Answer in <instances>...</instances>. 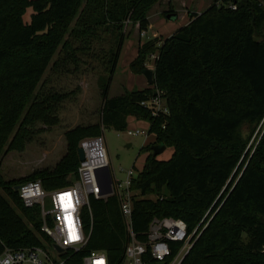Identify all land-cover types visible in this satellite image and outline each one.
Segmentation results:
<instances>
[{
  "label": "trees",
  "instance_id": "1",
  "mask_svg": "<svg viewBox=\"0 0 264 264\" xmlns=\"http://www.w3.org/2000/svg\"><path fill=\"white\" fill-rule=\"evenodd\" d=\"M158 1L0 0V154L13 134L10 148H15L21 114L58 46L70 48L64 38L75 16L73 35L82 37L98 28L112 31L114 73L127 38L124 25L137 24L146 33L149 10ZM4 9L7 14H2ZM28 9L30 20H24ZM189 17L170 37L140 43L130 69L143 74L156 56L152 84L110 98V77L103 78L100 121L66 131V154L24 182L40 180L48 191L68 187L78 178L83 139L102 136L106 128L123 132L130 117L146 121L156 145L164 144L173 153L169 160H160L153 156L155 143L141 148L147 158L131 186L138 193L132 215L137 239L147 241L154 218L173 217L186 223L189 234L198 228L181 264H264L263 0H215ZM159 94L169 113L153 116L142 103ZM34 118L58 123L43 110ZM244 126L249 128L247 137L240 134ZM255 134L260 141L251 153L246 144ZM24 182H7L0 173V254L6 248L54 244L41 231L38 207H26L15 190ZM205 215L203 230V224L198 226ZM83 220L89 242L66 264H83L84 256L95 251L104 252L109 264H122L129 234L118 197H90Z\"/></svg>",
  "mask_w": 264,
  "mask_h": 264
},
{
  "label": "rangeland",
  "instance_id": "2",
  "mask_svg": "<svg viewBox=\"0 0 264 264\" xmlns=\"http://www.w3.org/2000/svg\"><path fill=\"white\" fill-rule=\"evenodd\" d=\"M214 3L215 0H159L149 10L148 17L151 19L152 27L146 34L140 32L137 24L133 26L126 23L123 30L127 38L114 73H111L110 55L114 42L112 31L98 28L82 37L73 35L71 30L75 26L77 18L75 16L64 38L70 41V48L64 49L62 44L58 46L47 71L21 114L19 125L22 132L15 142V148H10V143L14 140L13 134L0 154V173L4 180L24 182L33 179L36 172L55 166L67 151L66 131L77 125H90L100 121L103 107L100 81L110 77L108 87L110 98L122 95L125 90L141 88L142 84L146 83L145 76L135 74L130 69V63L138 55L140 43L156 37L165 39L185 26L188 14L195 11L203 12ZM5 10H2V14L8 13L9 10ZM173 12L178 14L177 20L165 17V13ZM31 13L32 9L26 10L24 20H30ZM154 33L159 35L154 37ZM154 64L155 60L151 59L146 63V69H154ZM41 110L47 115L50 114V117H57L58 123L50 125L42 119H35L34 114ZM29 112L30 120L23 123ZM261 129L264 131V126H261ZM128 130H140L147 134L149 123L131 117L128 119ZM248 130V126H244L240 134L247 137ZM103 138L110 168L119 177L125 176V172L134 166L141 171L147 158L146 153H141V148L147 143H155L154 134L118 135L112 128L103 130ZM259 141L260 136L255 134L246 144V151L250 150L253 153ZM172 153L173 149L167 148L158 158L169 160ZM121 169L124 170L122 174ZM0 191L3 192L2 189ZM206 217L207 215L198 227L204 225ZM206 226L205 224L202 229L204 230Z\"/></svg>",
  "mask_w": 264,
  "mask_h": 264
},
{
  "label": "built area",
  "instance_id": "3",
  "mask_svg": "<svg viewBox=\"0 0 264 264\" xmlns=\"http://www.w3.org/2000/svg\"><path fill=\"white\" fill-rule=\"evenodd\" d=\"M236 10V5H231ZM151 59H156L152 56ZM149 106L153 116L168 114L169 110L160 94L142 103ZM129 136L148 135L140 130H125ZM79 148L84 161H80L78 178L72 185L48 191L40 180L19 185V195L26 207H38L43 224L41 231L50 236L52 248L33 246L28 248H6L0 254V264H66L75 253L84 251L90 238L83 215L90 208V197L108 199L116 196L126 221L129 242L122 264H181L191 250L193 234H189L186 223L177 218H154L147 231V241L137 239L132 227L133 199L138 194L131 189L138 174L136 167L119 177L110 168L105 141L102 136L85 138ZM124 170H120V174ZM111 177V182H110ZM55 245L62 251L59 252ZM56 255V256H54ZM83 264H109L104 252L95 251L83 258Z\"/></svg>",
  "mask_w": 264,
  "mask_h": 264
},
{
  "label": "water",
  "instance_id": "4",
  "mask_svg": "<svg viewBox=\"0 0 264 264\" xmlns=\"http://www.w3.org/2000/svg\"><path fill=\"white\" fill-rule=\"evenodd\" d=\"M167 16L169 18H171V19H175L176 18L175 15H171V14L167 15ZM143 75L147 79L148 83L151 85L153 80H154V78H155V70L154 69H145L143 71ZM165 150H166V145H164V144L155 145V146H153V156L157 157L160 154H162ZM78 155H79L80 161H84V153H83V150L81 148H79V150H78ZM110 182H111V177H110ZM15 190L18 191L19 190V186H16ZM55 248L59 252L62 251V249L58 245H55Z\"/></svg>",
  "mask_w": 264,
  "mask_h": 264
},
{
  "label": "crops",
  "instance_id": "5",
  "mask_svg": "<svg viewBox=\"0 0 264 264\" xmlns=\"http://www.w3.org/2000/svg\"><path fill=\"white\" fill-rule=\"evenodd\" d=\"M187 13H188V12H187ZM195 13H202V12H197V11H195ZM170 14H171V15H175L176 18H175V19H171V18H169L167 15H170ZM167 15H166L165 17H166L167 19H169V20H177V19H178V14L175 13V12H173V13H168ZM183 16H184V15H183ZM187 16H188V18H187V22H186V24H188L189 19H190L189 14H188ZM150 20H151V19H150V17H149V21H150ZM150 23H151V21H150ZM186 24H185V25H186ZM151 27H152V24L150 25L149 30H151ZM149 30H148V31H149ZM148 31H147V32H148ZM144 34H146V33H144ZM172 34H173V33H171V34H170L169 36H167L166 38L170 37ZM158 35H159V33H154L153 36L156 37V36H158ZM160 35H162V34H160ZM157 38H158V37H157ZM145 79H146V78H145ZM146 83H147L148 85H147ZM146 83H145V84L143 83V84H142L143 86H142L141 88H139V90L145 89V88H147V87L150 86V84L148 83L147 79H146ZM144 85H145V86H144ZM134 90H135V89H134ZM125 91H127V90H125ZM128 91H132V90H128ZM124 93H125V92H124ZM124 93H123V94H124ZM129 119H131V117H130ZM149 129H150V124H149ZM149 134H150V133H149ZM149 134H148V135H149ZM155 140H156V136H155ZM147 144H150V143H147Z\"/></svg>",
  "mask_w": 264,
  "mask_h": 264
}]
</instances>
